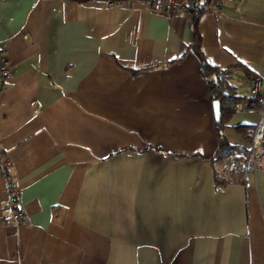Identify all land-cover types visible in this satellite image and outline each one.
Listing matches in <instances>:
<instances>
[{"label": "crops", "instance_id": "crops-1", "mask_svg": "<svg viewBox=\"0 0 264 264\" xmlns=\"http://www.w3.org/2000/svg\"><path fill=\"white\" fill-rule=\"evenodd\" d=\"M12 68L0 90V155L25 226L0 264H264V172L217 186L218 134L203 59L233 68L221 129L248 152L264 75V0L157 14L129 0H0ZM241 66V68H238Z\"/></svg>", "mask_w": 264, "mask_h": 264}, {"label": "built area", "instance_id": "built-area-1", "mask_svg": "<svg viewBox=\"0 0 264 264\" xmlns=\"http://www.w3.org/2000/svg\"><path fill=\"white\" fill-rule=\"evenodd\" d=\"M145 3L157 14H175L183 11L188 15L200 12L216 13L224 0H129ZM5 45L0 43V90L11 79L12 68L5 55ZM248 98L256 105L258 121L254 126L248 152L229 153L219 160V173L222 178H238L242 173L255 171L264 158V75L250 76L246 82ZM0 175L5 179L7 209L6 224L25 226L27 217L19 208V187L8 171V162L0 155Z\"/></svg>", "mask_w": 264, "mask_h": 264}, {"label": "trees", "instance_id": "trees-1", "mask_svg": "<svg viewBox=\"0 0 264 264\" xmlns=\"http://www.w3.org/2000/svg\"><path fill=\"white\" fill-rule=\"evenodd\" d=\"M74 1L83 2L85 0H74ZM199 14L201 13L197 12L194 13L193 15L197 17ZM238 68L242 69L241 66H238ZM232 70L233 68H228V69L217 68L211 65L206 59H203V63L200 70L201 75L204 77V79L207 82L211 101L219 102L220 119L219 122L216 123V130L218 134V148L216 154L218 159H221L222 155L224 156L229 153H236V151H234L233 148H230L226 145L224 139L221 136V129L224 126V123L226 122L232 111L236 108V104L239 101L238 97L235 96L234 93H232V86L228 83V79L231 76ZM260 166L262 167L264 172V158L261 164L259 165V167ZM236 180L237 178H222L220 176L219 171L215 172V182L217 186L222 187Z\"/></svg>", "mask_w": 264, "mask_h": 264}, {"label": "water", "instance_id": "water-1", "mask_svg": "<svg viewBox=\"0 0 264 264\" xmlns=\"http://www.w3.org/2000/svg\"><path fill=\"white\" fill-rule=\"evenodd\" d=\"M212 108H213L214 121L216 123H218L219 122V119H220L219 102L218 101H213L212 102Z\"/></svg>", "mask_w": 264, "mask_h": 264}]
</instances>
